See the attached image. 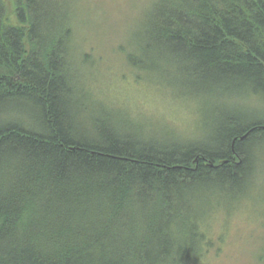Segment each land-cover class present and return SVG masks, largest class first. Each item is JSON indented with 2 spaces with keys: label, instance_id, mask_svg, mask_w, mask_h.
<instances>
[{
  "label": "trees",
  "instance_id": "obj_1",
  "mask_svg": "<svg viewBox=\"0 0 264 264\" xmlns=\"http://www.w3.org/2000/svg\"><path fill=\"white\" fill-rule=\"evenodd\" d=\"M77 21L71 0H0V264H202L216 208L253 200L264 161L240 103L264 102V0L143 11L126 59L188 115L204 97L219 116L196 139L101 109Z\"/></svg>",
  "mask_w": 264,
  "mask_h": 264
},
{
  "label": "rangeland",
  "instance_id": "obj_2",
  "mask_svg": "<svg viewBox=\"0 0 264 264\" xmlns=\"http://www.w3.org/2000/svg\"><path fill=\"white\" fill-rule=\"evenodd\" d=\"M71 1L78 16L79 51L91 57L83 65L87 83L84 87L101 109H109L119 118L132 119L138 126L150 119L159 122L169 119L171 129L189 139L208 135L219 115L205 106L200 108L204 97H199L196 103L198 113L195 110V114L188 115L192 109L182 104V99L177 102L175 90L138 76L126 59L128 53L136 51L137 25L153 0ZM231 95L223 94L222 103L241 96ZM241 100L238 99L245 110L256 113L254 110L258 109L255 117L264 118V102H258L259 99L251 104V99ZM261 154L264 157V147ZM255 186L253 200L236 203L229 209L224 203L216 208L210 219L215 247L204 264H264V161Z\"/></svg>",
  "mask_w": 264,
  "mask_h": 264
}]
</instances>
